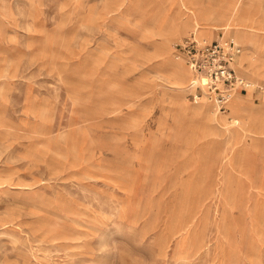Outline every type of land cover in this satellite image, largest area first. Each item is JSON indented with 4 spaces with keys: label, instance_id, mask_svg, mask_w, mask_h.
<instances>
[{
    "label": "rangeland",
    "instance_id": "1",
    "mask_svg": "<svg viewBox=\"0 0 264 264\" xmlns=\"http://www.w3.org/2000/svg\"><path fill=\"white\" fill-rule=\"evenodd\" d=\"M193 1L204 42L264 37V0H0V264H264V49L225 113L182 101L161 39Z\"/></svg>",
    "mask_w": 264,
    "mask_h": 264
},
{
    "label": "bare ground",
    "instance_id": "2",
    "mask_svg": "<svg viewBox=\"0 0 264 264\" xmlns=\"http://www.w3.org/2000/svg\"><path fill=\"white\" fill-rule=\"evenodd\" d=\"M239 5H240V0H221L220 3H219V6H218L217 16L220 19H225V21H227V22H234V23L240 22V18H239ZM186 9L187 10H185V12H188L189 17L182 18L179 21L176 20V19L172 20L171 24L169 25V27L167 28V31H166V35L168 37H166L165 39L164 38L161 39V41L163 42V44L165 46L164 47L165 48L164 52H165V55H167L166 56V59L169 61V64H170V71L171 72H175L177 74V76H178L177 82L179 84V89H181L180 97H181L182 101H183V92L185 90V87L187 85H189V87L195 88V84L197 82H199L200 85H201V88L203 90L202 91L203 97H208L207 89H206V86H205V83L207 82V78H206L205 75H200V77L197 78L195 74H194L195 77L194 76L191 77L190 75H191V73H193V71L191 70V68L187 64L186 60L184 61L185 58L183 57L184 58L183 59L182 57H179V56H176V55H173V56L171 55L172 46H171V42L170 41H172V38H174L176 35H179V34H182V33L186 32L188 30V28L190 27V25H195L196 28H199L200 27L201 28V30H200L201 31V36H202V38H204L206 40L207 39H210L212 37V32H213L212 28L207 24V22H205V20L208 17V14H209V12H206V11H209L208 9H205V10L198 9L197 3L195 1H193L191 3V6L190 7L187 6ZM199 25H202V26H199ZM223 28H225V27H223ZM248 30H249V28H248ZM251 31H252V29H251ZM261 31H264V30H261ZM255 34H256V31H255ZM250 37L249 36H246V35L244 36V35H242V33H241L240 30H236L235 39L238 41V43L242 44V46H243V49H242L241 55H240V58L243 57V60H246V59L248 60L249 59V58H247V52H248V49H249L248 43L251 41L250 40ZM252 42L254 44V41H252ZM169 55H171V56H169ZM243 60L240 59L238 63H235L234 62L233 65L238 70V73H240V74L241 73L242 74L244 73L245 75L247 74L248 75L247 78L252 79L253 76H254V70H253L254 65L252 64V61L249 59V65H250L249 68L251 67L252 68V71H250L249 73L247 71V73H246V71L244 70V68H248V65L246 67L245 63H243ZM236 98H238L237 101L234 100L231 103V106H230L231 109L232 108L233 109L238 108L237 106H238V104L239 105L241 104V100L246 99L245 97H240L239 95L236 96ZM249 99H251V98H249ZM202 101H204V98H203ZM227 103H228V101L226 102L225 106L227 105ZM252 103H254V102H252ZM184 106H185V108H187L188 110H190L187 105L184 104ZM203 106L209 107V109L206 110V121H207L206 122V126H208V121L209 120H215V119H217V117L215 115L216 112L214 110L216 109V107H218V105L216 104V107L214 109V108L211 107V105H210L209 102L205 101V102H202L199 105H197L195 108H193L192 111L195 112L196 114H198L199 117H200L202 115V108L201 107H203ZM222 119L226 120V116L223 115ZM209 130L211 132H215L214 129L211 130L209 128ZM226 132H228L230 134L232 133L231 135H237L238 129L235 128V129H232L231 130V128H229V130H228V127H227Z\"/></svg>",
    "mask_w": 264,
    "mask_h": 264
},
{
    "label": "built area",
    "instance_id": "3",
    "mask_svg": "<svg viewBox=\"0 0 264 264\" xmlns=\"http://www.w3.org/2000/svg\"><path fill=\"white\" fill-rule=\"evenodd\" d=\"M175 46L197 78L200 75L206 76L207 93L219 109L224 110L230 96L241 87L251 86V82L240 75L233 66L242 51V46L233 36L221 33L216 39L204 42L199 41L192 32ZM200 95L193 96L199 98Z\"/></svg>",
    "mask_w": 264,
    "mask_h": 264
},
{
    "label": "crops",
    "instance_id": "4",
    "mask_svg": "<svg viewBox=\"0 0 264 264\" xmlns=\"http://www.w3.org/2000/svg\"><path fill=\"white\" fill-rule=\"evenodd\" d=\"M256 12L257 13H259L258 15H257V17H256V20H254V21H252L254 24H251V25H255V27H263L262 25H263V18H262V16H261V12L264 10V9H262V7L261 6H256ZM243 11H247V12H249V11H252V9L250 8V5H246V6H243ZM176 20H181V19H176ZM248 25H250V24H248ZM192 32H194L195 33V35H196V37L199 39V41H208V40H206V39H204V38H202V37H200V32H198V30H192ZM226 32V31H225ZM225 32H221V33H225ZM220 33V34H221ZM219 34V35H220ZM231 34V33H230ZM218 35V36H219ZM250 37V36H249ZM253 39L255 40V43L253 44ZM250 42L248 43V47H249V49L250 50H254L255 52H256V58L257 59H260L261 58V56L263 55V47H261V45H264V37H258L257 36V38H254L253 36H251L250 37ZM240 44V43H239ZM241 45V44H240ZM262 53V54H261ZM264 56V55H263ZM237 59H238V57H237ZM236 59V60H237ZM240 74V73H239ZM240 75H242V74H240ZM243 76V75H242ZM262 105H264V101L260 104V105H258V106H256V107H263ZM202 108V115L200 116V118L201 119H203L204 120V122H205V125L203 126V131L205 130V128H206V110L207 109H209V107H207V106H203V107H201ZM227 111V108H226V106H225V109L224 110H221L220 112H223V113H225ZM232 128H233V126H232ZM230 133H228V132H226L225 131V129H221L220 127H219V130L218 131H215V132H211L210 133V135H229ZM232 134V133H231ZM230 134V135H231ZM243 138H245V136L244 135H239V136H237V139H236V142H238V141H242L243 140Z\"/></svg>",
    "mask_w": 264,
    "mask_h": 264
}]
</instances>
